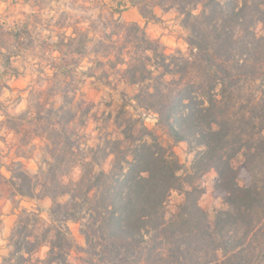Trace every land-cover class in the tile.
Segmentation results:
<instances>
[{
    "label": "clouds",
    "instance_id": "1",
    "mask_svg": "<svg viewBox=\"0 0 264 264\" xmlns=\"http://www.w3.org/2000/svg\"><path fill=\"white\" fill-rule=\"evenodd\" d=\"M118 8L121 11H116ZM0 12L8 23L9 17L24 20L21 12L39 14L45 23L51 20L49 27L37 26L41 40L51 37L50 45L61 36L65 45L75 41L63 50L41 49L38 41L34 50L13 56V67L24 73L19 78L3 67L0 58V73L9 72L3 77L8 87L0 90V264H20V257H31L30 264L46 260L57 231L72 244L69 264H113L105 250L112 241L102 238L100 230L113 211L110 197L116 180L127 179L139 146L158 143L170 150L169 156L175 153L181 164L196 155H187L188 143L175 140L165 117L189 82L201 80H193L191 75L182 79L181 73L165 66L174 70L183 60H195L199 48L190 42L194 32L183 22L188 12L200 16L203 5L183 14L177 8L165 14L157 7L154 13L163 23L142 16L131 0H50L42 9L0 0ZM63 14L68 18L63 27H57ZM132 24L139 30L129 36ZM249 31L257 38L264 36V21ZM243 35L237 28V38ZM81 37H86L83 46ZM81 47L83 51H78ZM0 51L8 54L7 48ZM222 87L218 84L213 93L218 102L223 100ZM197 95L202 108H210L207 95ZM183 103L191 100L185 98ZM211 129L217 132L220 127L212 123ZM260 139L242 137L230 160L233 169L258 166L264 176V154L257 155L255 143L248 146L249 141ZM250 156L256 157L251 165ZM217 175L213 170L211 176ZM24 176L30 181L28 187H24ZM135 180L151 181L152 173L141 170ZM239 186L244 187L243 182ZM185 189L192 190L187 185ZM185 199L176 188L149 183L144 187L140 220L149 221L155 211L162 214L163 226H167ZM157 200L160 206L154 209ZM57 208L59 217L54 213ZM46 229H51L48 241L38 250L29 253L22 247L17 251L22 236L35 243ZM138 232L143 238L139 243L138 237L115 243L122 258L129 256L134 264H148L147 255L140 254L150 246L155 230L145 225ZM171 247L165 244L157 251L167 259Z\"/></svg>",
    "mask_w": 264,
    "mask_h": 264
},
{
    "label": "trees",
    "instance_id": "2",
    "mask_svg": "<svg viewBox=\"0 0 264 264\" xmlns=\"http://www.w3.org/2000/svg\"><path fill=\"white\" fill-rule=\"evenodd\" d=\"M131 3L139 8L142 16L155 21L159 20L154 13L157 7L165 13L177 8L183 14L189 8L203 5L200 16L193 17L188 12L183 22L194 32L195 38L190 42L199 48L195 60L177 63L173 58V63H177L176 69L165 66L168 71L181 73L182 79L191 75L193 80H201L198 84L189 82L165 117L175 140L187 142L190 151L196 155L189 174L177 176L182 166L174 153L169 156V149L158 143L149 145L145 142L139 146L132 171L126 180H116L110 197L113 211L105 218L100 230L102 238L112 241L106 244V252L113 264H134L131 257H121L115 241L138 237L139 243L143 238L139 236L138 229L151 225L155 235L150 246L140 254L147 255L148 264H264V176L258 166L242 165L233 169L230 164L244 135L261 136L259 141H249L248 146L251 148L255 143L257 155L264 154V136L261 135L264 133V36L257 38L255 32L249 31L264 21V0H243L242 8L240 0H131ZM237 28L244 33L239 38L236 36ZM138 30L139 26L132 24L128 28L129 36ZM85 40L86 37H81V46ZM73 43L75 41L70 40L65 45L61 36L53 47L63 50ZM100 47H103L102 43ZM77 50L83 51V47ZM218 84L223 86V100L220 102L213 95ZM197 94L207 95L210 108H202L203 101ZM185 98H189L191 103L184 104ZM212 123L218 124L220 130L212 131ZM255 158L249 157L250 165ZM141 170L150 171L152 180L136 181L135 176ZM213 170L218 173L216 188L223 192L227 208L217 211L211 220L199 205L203 194L199 181ZM23 179L24 187H28V177ZM239 182H243L244 187H240ZM149 183L176 188L186 196L167 226H163L162 214L157 215L155 211L149 221L140 220L144 187ZM185 185L192 190L187 191ZM159 206L160 200L155 201L153 208ZM54 213L59 217L60 209H54ZM64 218H67L66 214ZM50 231L46 229L35 243H29L22 236L17 242V251L22 247L29 253L38 250L48 241ZM89 243L91 248L95 247L91 238ZM165 244L172 245L167 259L157 251ZM71 247L64 234L57 231L47 259H38L37 264H69L67 257ZM30 261L31 257L28 260L20 257V264H30Z\"/></svg>",
    "mask_w": 264,
    "mask_h": 264
},
{
    "label": "rangeland",
    "instance_id": "3",
    "mask_svg": "<svg viewBox=\"0 0 264 264\" xmlns=\"http://www.w3.org/2000/svg\"><path fill=\"white\" fill-rule=\"evenodd\" d=\"M123 1V0H121ZM13 3H24V4H33L36 6H40L41 9L44 4L49 3L50 0H12ZM225 2V1H224ZM165 13V12H164ZM166 14V13H165ZM21 16H24V20H16L9 17L8 19L11 21L8 23L3 13L0 12V49L7 48L8 54H5L3 51H0V58L3 61V67L8 69L12 76L19 78L24 73L21 72L20 68L13 67L12 65V57L20 56L24 52H28L29 50H34L37 47V42L39 41V47L41 49H48L53 47V45L49 44V40L51 37L49 36L48 40H41L40 33L37 32L38 25H44L45 27H49L51 25V20L45 23L42 20L39 14L33 13L31 15L27 13H20ZM67 14H63L61 19L57 21V25H64L67 20ZM157 23H163L162 19L158 17ZM9 75V72L0 73V90L3 87H8V85L3 83V77ZM191 151L188 147L187 155H191ZM175 158L180 163V158ZM193 159L187 161L186 164H181L183 172V176L187 173L189 174V168L193 163ZM186 173V174H185ZM212 171L206 173L200 179V186L203 189V194L199 200V205L208 213L211 220H214V215L217 211L225 210L227 207L224 203V194L222 191L216 188V179L211 176ZM206 185V186H205ZM180 206V205H179ZM177 213V212H176ZM175 213V214H176ZM174 215V214H173Z\"/></svg>",
    "mask_w": 264,
    "mask_h": 264
}]
</instances>
